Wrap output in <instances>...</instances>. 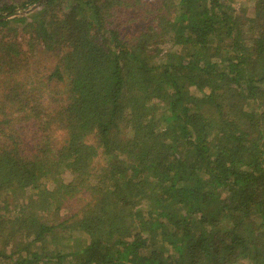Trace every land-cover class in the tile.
<instances>
[{
  "label": "trees",
  "instance_id": "16d2710c",
  "mask_svg": "<svg viewBox=\"0 0 264 264\" xmlns=\"http://www.w3.org/2000/svg\"><path fill=\"white\" fill-rule=\"evenodd\" d=\"M238 1L0 0V264H264V0Z\"/></svg>",
  "mask_w": 264,
  "mask_h": 264
},
{
  "label": "rangeland",
  "instance_id": "374dc122",
  "mask_svg": "<svg viewBox=\"0 0 264 264\" xmlns=\"http://www.w3.org/2000/svg\"><path fill=\"white\" fill-rule=\"evenodd\" d=\"M239 3H243V4H247L248 6L252 4L251 1H247V0H239L238 3L236 5H238ZM77 202V201H73V204Z\"/></svg>",
  "mask_w": 264,
  "mask_h": 264
},
{
  "label": "water",
  "instance_id": "95a60500",
  "mask_svg": "<svg viewBox=\"0 0 264 264\" xmlns=\"http://www.w3.org/2000/svg\"><path fill=\"white\" fill-rule=\"evenodd\" d=\"M35 6H36V4L32 5V8L35 7ZM30 8H31V7H30ZM28 9H29V8H28ZM28 9H26V10H28Z\"/></svg>",
  "mask_w": 264,
  "mask_h": 264
}]
</instances>
